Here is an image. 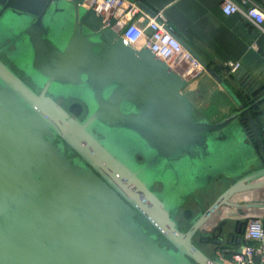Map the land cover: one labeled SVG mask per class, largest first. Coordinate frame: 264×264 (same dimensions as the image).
Returning <instances> with one entry per match:
<instances>
[{
	"label": "water",
	"instance_id": "1",
	"mask_svg": "<svg viewBox=\"0 0 264 264\" xmlns=\"http://www.w3.org/2000/svg\"><path fill=\"white\" fill-rule=\"evenodd\" d=\"M85 1L0 0V53L10 61L0 56V264H229L242 221L220 215L251 207L264 216V201L233 200L264 189L249 111L264 98L260 84L238 76L245 95L257 92L249 103L235 96L227 116H199L187 80ZM58 97L80 101L83 114ZM212 182L225 187L184 227L186 197ZM200 234L222 247L206 253Z\"/></svg>",
	"mask_w": 264,
	"mask_h": 264
},
{
	"label": "crops",
	"instance_id": "2",
	"mask_svg": "<svg viewBox=\"0 0 264 264\" xmlns=\"http://www.w3.org/2000/svg\"><path fill=\"white\" fill-rule=\"evenodd\" d=\"M146 10H161L174 33L193 49L224 81L227 88L205 69L186 81L182 90L192 101L195 112L211 121L219 120L237 107L236 92H244L238 76L249 84H260L264 94V32L240 13L224 14L221 0H137ZM240 3L241 0H233ZM258 3L261 0H249ZM90 0L86 3L89 4ZM228 61L239 64L233 69ZM264 106V100L262 102ZM264 123V110L259 114ZM246 204L264 201V189L247 191L233 198ZM251 207L244 216L229 209L221 218L228 222L252 215ZM200 241V240H199ZM257 258V256L255 257Z\"/></svg>",
	"mask_w": 264,
	"mask_h": 264
},
{
	"label": "built area",
	"instance_id": "3",
	"mask_svg": "<svg viewBox=\"0 0 264 264\" xmlns=\"http://www.w3.org/2000/svg\"><path fill=\"white\" fill-rule=\"evenodd\" d=\"M89 4L100 9L107 17L116 19L114 26L126 43L137 48L148 47L187 81L204 70L176 38L161 10L149 12L137 0H90ZM221 10L224 14L240 13L264 32V0L258 3L221 0ZM227 64L233 69L239 67L236 62L228 61ZM241 237V250L232 252L227 258L228 263L264 264V216L260 212L246 218Z\"/></svg>",
	"mask_w": 264,
	"mask_h": 264
},
{
	"label": "rangeland",
	"instance_id": "4",
	"mask_svg": "<svg viewBox=\"0 0 264 264\" xmlns=\"http://www.w3.org/2000/svg\"><path fill=\"white\" fill-rule=\"evenodd\" d=\"M8 61V58L7 60ZM10 63V61H8ZM12 65V64H11ZM14 69L18 72H22L16 65L14 66ZM61 99V97H59ZM264 99V98H263ZM258 108L260 110H264V106L262 103H259ZM261 120V118H259ZM220 178L217 177V179ZM152 183L151 187L156 189V191L163 194L162 189H164V185L162 181L159 180V178L153 179V181H150V184ZM225 187L224 184H219L218 182H212L210 185H206L204 187V190H197L191 196H187L185 202L183 203L182 207L179 209V215L183 217V211L185 209H190L191 213L194 214L197 211L205 208L214 198L215 196ZM260 209H255L252 211V215L259 214ZM183 224H186V220L183 219ZM187 226V225H186ZM201 236V234H200ZM195 242L198 244L202 250H204L208 254H212L213 250L215 249L214 242H201L199 241V235L195 236Z\"/></svg>",
	"mask_w": 264,
	"mask_h": 264
},
{
	"label": "trees",
	"instance_id": "5",
	"mask_svg": "<svg viewBox=\"0 0 264 264\" xmlns=\"http://www.w3.org/2000/svg\"><path fill=\"white\" fill-rule=\"evenodd\" d=\"M245 92V90H244ZM244 92L242 93L241 91L238 90V92H236L237 97L245 104L249 103L247 102L248 97L250 96H255L257 92L251 93L250 96L249 95H245ZM263 95V94H261ZM260 95V96H261ZM264 99H262L260 102H262ZM255 104L249 111L251 116L253 117L254 120H256V125L259 131V134L262 138L263 144H264V123L261 122V120L259 119V114L262 112V110H260L258 108L259 103ZM69 113L74 115V116H78L80 117L83 112H84V105L83 104H79V103H73L68 107ZM250 130V128H249ZM252 131H250L251 133ZM193 216V214L191 213L190 209H185L183 211V219L186 220V224L184 225V227H186V225H188V221L190 220V218Z\"/></svg>",
	"mask_w": 264,
	"mask_h": 264
},
{
	"label": "flooded vegetation",
	"instance_id": "6",
	"mask_svg": "<svg viewBox=\"0 0 264 264\" xmlns=\"http://www.w3.org/2000/svg\"><path fill=\"white\" fill-rule=\"evenodd\" d=\"M8 48L9 49H12V48H14V46H13V44L12 45H10V46H8ZM0 56H2L3 58H4V60H7V57H6V55H5V53L4 52H1L0 53ZM9 61V60H8ZM20 73V75H23V73L22 72H19ZM26 78V77H25ZM28 81H29V79L28 78H26ZM257 98L259 97V96H256ZM57 102L65 109V110H67L68 112H69V110H68V107L71 105V104H73V103H79V104H82L80 101H78V100H75V99H64V98H57ZM70 115H72V114H70ZM73 117H78V116H74V115H72ZM73 153H70V155H72ZM142 160V158H141V156H138V161H141ZM201 190H204V189H201ZM189 196H191V195H189ZM188 196V197H189ZM242 221V223H241V232H240V234L242 235V232H243V228H244V225H245V221H243V220H241ZM144 222V221H143ZM144 224H146V225H148L147 223H145L144 222ZM234 231H235V229H234ZM215 235H217V233L216 232H213V234L210 236V238L211 237H217V236H215ZM201 236H199V240L201 241V242H205V241H202L201 240V238H200ZM204 237H206V236H204ZM208 242H210V241H208ZM207 242V243H208ZM214 245L216 246L215 247V249L213 250V252H212V254H214V252H216L217 251V249L221 246L222 247V245H223V242H221V244H216V243H214Z\"/></svg>",
	"mask_w": 264,
	"mask_h": 264
},
{
	"label": "bare ground",
	"instance_id": "7",
	"mask_svg": "<svg viewBox=\"0 0 264 264\" xmlns=\"http://www.w3.org/2000/svg\"><path fill=\"white\" fill-rule=\"evenodd\" d=\"M87 1V0H86ZM86 1H85V3H86ZM87 4V3H86Z\"/></svg>",
	"mask_w": 264,
	"mask_h": 264
}]
</instances>
